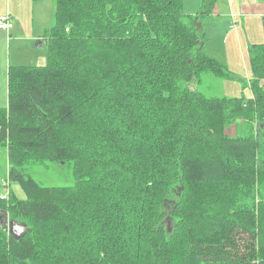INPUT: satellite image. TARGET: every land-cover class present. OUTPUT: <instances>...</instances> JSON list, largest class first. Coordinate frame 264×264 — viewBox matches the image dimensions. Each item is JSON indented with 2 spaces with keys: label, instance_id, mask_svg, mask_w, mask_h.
Segmentation results:
<instances>
[{
  "label": "trees",
  "instance_id": "trees-1",
  "mask_svg": "<svg viewBox=\"0 0 264 264\" xmlns=\"http://www.w3.org/2000/svg\"><path fill=\"white\" fill-rule=\"evenodd\" d=\"M182 3L53 0L46 63L7 69L0 264H264V43L250 96L207 97L192 80L233 77L196 26L217 0Z\"/></svg>",
  "mask_w": 264,
  "mask_h": 264
},
{
  "label": "rangeland",
  "instance_id": "rangeland-1",
  "mask_svg": "<svg viewBox=\"0 0 264 264\" xmlns=\"http://www.w3.org/2000/svg\"><path fill=\"white\" fill-rule=\"evenodd\" d=\"M193 4L194 0H183L182 10H184V13H190H187V10L190 7L193 8ZM234 4L235 9H242L239 6L241 5L239 0H234ZM6 6L7 10H9L10 7L13 12L19 14V19L16 20V18H14L13 22L22 27V31L20 30L21 34H19L24 36V38H16L19 36L15 35L16 32H13L12 38H8L7 40V35L0 34V52L3 53V58L5 53V61L8 65L12 66L44 65L47 55V39L43 35L44 32H42L37 25L38 16L42 15L43 20L48 19L49 23L53 24L45 1H39L36 4L39 8L41 7L40 11L37 10L38 8H34L32 0H7ZM218 6L224 11L225 18L222 17V15H211L199 20L198 23L203 25L205 31L204 51L226 65V68L233 77L224 79L214 76L211 73H203L199 80H192L190 84L207 97H248L251 94V90L247 84L251 77L250 46L253 43H264L263 27L258 19L252 20L245 18L244 21H237L234 18L232 21H235V30L226 34L230 21L229 15L236 12L230 9L228 0H217L216 7ZM214 12L217 11L215 10ZM204 23H206V26L208 23L210 24L211 33ZM36 31L41 33L39 41H37L38 37L34 39L30 38ZM9 45L10 48H8ZM0 72V107H6L7 100H5L4 96L5 94L7 96V69L4 73L3 70L0 69ZM262 85L264 90V80ZM235 126L236 125L229 126L227 128V133L232 136L242 134V131H236ZM7 171V156L3 149L0 148V198L7 196L8 187L3 186ZM29 171L37 182L45 186L69 185L72 183L69 169L64 167H33ZM11 188L18 197L24 198L25 195L17 183L13 182ZM1 218L3 226L6 231L9 232L11 222L9 217L5 214L3 217L1 216Z\"/></svg>",
  "mask_w": 264,
  "mask_h": 264
},
{
  "label": "crops",
  "instance_id": "crops-1",
  "mask_svg": "<svg viewBox=\"0 0 264 264\" xmlns=\"http://www.w3.org/2000/svg\"><path fill=\"white\" fill-rule=\"evenodd\" d=\"M34 3V8H38L37 10L40 11L41 7L39 8V6H36V4L39 1H45L46 5H47V10L48 13L50 14V18H51V22H53V16H54V4H53V0H32ZM229 1V7L230 9L234 10L236 13H232L231 15H229L230 17V21H229V26L228 29L226 31V34L232 32L233 30H235V25L234 22L232 21L234 18L238 21V20H243L246 19H258L259 23L262 24L263 27V23H262V18L264 17V0H239L241 2V5H239L242 9H235L234 7V0H228ZM7 0H0V15H5L8 14L10 17V21L12 22L13 26L11 29H9V31H4V32H0V34H4L7 35V40L8 38H12L11 36L14 34L13 32H16L15 35H18L19 37L16 38H24V36L20 35L21 34V29L22 27H20L18 24H14L13 19L16 18V20L19 19V14L15 13L12 11V9L9 7V10H7V6H6ZM192 7L194 8H189L187 10L188 14H195L197 11V8L199 7V0H194V4L192 5ZM53 8V9H52ZM217 12H214V11ZM214 11L212 12L211 15H222V17H226L224 11L220 8V6L215 7ZM238 24V22H237ZM38 27L40 28V30H42V32H45L52 26V23H49L48 19L43 20L42 19V15L38 16V23H37ZM204 25L206 26V23H204ZM207 29L210 31L211 33V27L210 24L208 23V25L206 26ZM234 27V28H233ZM199 28L202 29V31L205 34L204 31V27L203 25H201ZM21 30V31H20ZM264 31V30H263ZM20 33V34H19ZM40 34L39 31L35 32L30 38L34 39L35 37H38L37 41H39L40 38ZM43 34V35H44ZM14 37V36H13ZM8 48H10V45L8 46ZM2 56V57H1ZM11 65H8V63L5 61V53H4V58H3V53L0 52V69L3 70V73L6 71V69H8V67ZM1 74V72H0ZM7 75V74H6ZM5 76V74H4ZM5 100H7V96L5 94L4 96Z\"/></svg>",
  "mask_w": 264,
  "mask_h": 264
},
{
  "label": "built area",
  "instance_id": "built-area-1",
  "mask_svg": "<svg viewBox=\"0 0 264 264\" xmlns=\"http://www.w3.org/2000/svg\"><path fill=\"white\" fill-rule=\"evenodd\" d=\"M13 26L8 14L0 15V32L9 31Z\"/></svg>",
  "mask_w": 264,
  "mask_h": 264
},
{
  "label": "water",
  "instance_id": "water-1",
  "mask_svg": "<svg viewBox=\"0 0 264 264\" xmlns=\"http://www.w3.org/2000/svg\"><path fill=\"white\" fill-rule=\"evenodd\" d=\"M196 26L199 28L201 26V23L196 22ZM17 227V228H16ZM25 229V224H19L17 222L11 221L10 222V231L18 234L19 232H23Z\"/></svg>",
  "mask_w": 264,
  "mask_h": 264
},
{
  "label": "flooded vegetation",
  "instance_id": "flooded-vegetation-1",
  "mask_svg": "<svg viewBox=\"0 0 264 264\" xmlns=\"http://www.w3.org/2000/svg\"><path fill=\"white\" fill-rule=\"evenodd\" d=\"M17 228V227H16Z\"/></svg>",
  "mask_w": 264,
  "mask_h": 264
}]
</instances>
